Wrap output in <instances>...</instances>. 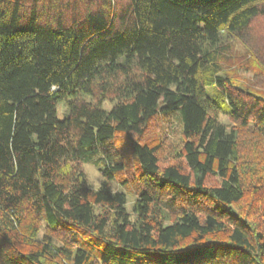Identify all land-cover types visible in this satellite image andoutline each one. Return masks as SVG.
I'll list each match as a JSON object with an SVG mask.
<instances>
[{
    "label": "trees",
    "instance_id": "trees-1",
    "mask_svg": "<svg viewBox=\"0 0 264 264\" xmlns=\"http://www.w3.org/2000/svg\"><path fill=\"white\" fill-rule=\"evenodd\" d=\"M258 19L264 0H0V264H264Z\"/></svg>",
    "mask_w": 264,
    "mask_h": 264
},
{
    "label": "rangeland",
    "instance_id": "rangeland-1",
    "mask_svg": "<svg viewBox=\"0 0 264 264\" xmlns=\"http://www.w3.org/2000/svg\"><path fill=\"white\" fill-rule=\"evenodd\" d=\"M262 30H264V20L258 19L255 22L252 29V32H254L253 33L254 38L257 37V32L260 33ZM229 53H230L229 57L231 59V64L226 65L224 68L227 69L229 72L235 73L234 75L238 77V79L242 83H246L250 86H253V75L249 73L244 74L238 71L240 69V65L241 64L243 65L244 63L243 60L245 59L244 56L246 55L245 48L238 43H233L232 49ZM256 91L258 90L256 89ZM262 93H264V90ZM105 107L109 108L110 106L107 105L106 103ZM57 109H58V117L60 120H63L64 118L67 117L68 108L66 106V103L64 102L59 103ZM220 118L222 123L228 124V126H232V123L225 115L222 114ZM148 136L150 138H156L158 140L159 139L162 140L165 149H164V153L161 155V161L164 164L173 161H182V159L179 158L177 155V152L181 146V127L178 123H176L175 121L167 122L163 120H157L153 123V127H151V129L149 130ZM83 170L87 175L88 185L93 189H99L104 180L99 166L96 163H89L83 165ZM212 181H216V178L215 179L213 178ZM124 191L128 196V204H127L128 212H130L132 214V217L134 218L135 216H134L133 207L137 199L139 198L137 191L132 188L126 189ZM252 219L256 223H258V226L260 227L261 231L264 234V212L263 211L253 212Z\"/></svg>",
    "mask_w": 264,
    "mask_h": 264
}]
</instances>
